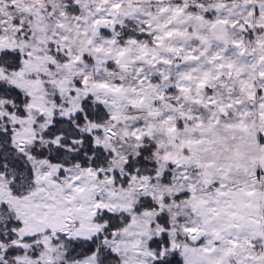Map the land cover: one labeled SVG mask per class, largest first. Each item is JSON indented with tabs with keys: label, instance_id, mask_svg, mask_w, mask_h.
Masks as SVG:
<instances>
[{
	"label": "snow or ice",
	"instance_id": "1",
	"mask_svg": "<svg viewBox=\"0 0 264 264\" xmlns=\"http://www.w3.org/2000/svg\"><path fill=\"white\" fill-rule=\"evenodd\" d=\"M0 264H264V0H0Z\"/></svg>",
	"mask_w": 264,
	"mask_h": 264
}]
</instances>
